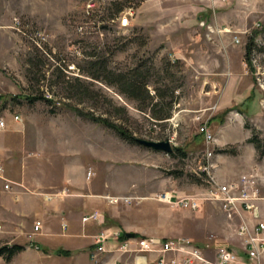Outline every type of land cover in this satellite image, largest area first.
I'll return each instance as SVG.
<instances>
[{
    "label": "rangeland",
    "instance_id": "1",
    "mask_svg": "<svg viewBox=\"0 0 264 264\" xmlns=\"http://www.w3.org/2000/svg\"><path fill=\"white\" fill-rule=\"evenodd\" d=\"M112 1L0 0V117L14 124L16 116L15 125H23L27 163L36 160L40 142L73 147L83 135L89 137L92 162L110 165L130 192L121 197L136 209L130 219L134 226L144 233L157 231L161 239L210 242L224 219L218 204L205 202L200 212L191 213L153 196L201 195L209 189L208 175L219 183L236 182L247 174L241 163L250 146L256 163L264 162V0H115L125 6L116 14ZM124 13L128 25L120 27L117 17ZM248 43L249 61L244 56ZM140 64L149 72V93L158 89L171 101L170 117L162 122L134 109L104 79L107 71ZM33 96L38 99H28ZM71 107L105 117L133 138L167 140L185 155L129 144ZM226 124L231 130L224 132ZM201 125L214 137L208 147L211 163L224 159L223 166L206 173L199 170L205 163ZM18 188L15 192L38 195ZM205 206L211 218L203 219ZM34 222L22 219L10 228L0 210V246L19 245L25 251L8 262L0 258V264H52L44 263L37 236L28 231Z\"/></svg>",
    "mask_w": 264,
    "mask_h": 264
},
{
    "label": "crops",
    "instance_id": "2",
    "mask_svg": "<svg viewBox=\"0 0 264 264\" xmlns=\"http://www.w3.org/2000/svg\"><path fill=\"white\" fill-rule=\"evenodd\" d=\"M4 122L5 129L0 131V163L4 168V177L41 197L15 192L19 189L18 187H15L14 191L4 193L0 182L2 219L10 228H14L15 224L22 219H32L39 223L38 231L34 234L37 236L35 240L40 245L36 246V249L42 257L46 258L43 259L44 263L90 264L88 252L91 236L104 227L118 229L123 234L133 233L136 236H145L146 238H159L157 237L159 232L147 231L144 233L143 230L132 224L130 219L134 213L136 216V209H130L131 204L108 205L103 200L102 197L104 196L121 197L130 192H128L127 187H121L122 178L111 173L110 165L104 164L98 167V164L92 162L89 137L85 138L83 135L73 147H69L68 143H62L56 147L51 144L50 147H47L40 142L39 145H36L35 156L32 157L36 160L27 163L25 161L27 158L23 155L25 151L22 148L24 147L23 125L20 124L17 127L15 124L18 121L14 120V124H7L5 120ZM222 128L224 132L228 129L231 130L228 124L223 125ZM254 152L252 146L246 149L247 154L243 157L241 167L245 172L255 175L258 193L260 196H264V162L260 165L256 163ZM107 153V151L103 153V157L106 159L110 155ZM223 164L224 159L216 157L212 167L218 168ZM86 172L91 174L89 179L85 178ZM99 176L100 178H98ZM214 178L219 181L218 177ZM61 189H67L69 195H59L48 201L44 200V194L59 193ZM256 206L258 210L257 220H253L248 213L241 211L230 220L226 219L225 216L224 219L221 217L218 229L212 233L214 234L213 240L194 244L209 258L212 257L217 247H225L244 259V240L247 236H252L256 221L264 223V202L259 200L256 202ZM209 210L210 208L205 206L203 219L212 217ZM93 211L102 214L103 224L88 222L82 225L80 218ZM62 224L65 225L63 229ZM241 224L246 226L247 234H237ZM33 225L28 227V231L32 230ZM138 232L139 235H137ZM58 250L68 254L66 256L55 255ZM49 256L52 259H49ZM259 262L264 264V249L259 256Z\"/></svg>",
    "mask_w": 264,
    "mask_h": 264
},
{
    "label": "built area",
    "instance_id": "3",
    "mask_svg": "<svg viewBox=\"0 0 264 264\" xmlns=\"http://www.w3.org/2000/svg\"><path fill=\"white\" fill-rule=\"evenodd\" d=\"M86 7H90V4H87ZM117 24L120 27L128 25V17L125 13L117 17ZM44 97H49V95ZM12 118L14 121H18L16 116ZM4 129L5 122L0 117V131ZM198 132L201 134L205 146L203 151L205 163L199 170L206 173L212 168L210 161L212 154L208 147L212 144L213 137L205 125H201ZM90 175V172H86L85 178L89 179ZM207 178L209 189L201 195L178 197L173 195L171 191L158 192L153 196V200L172 208L185 209L191 213L200 212L205 202H213L219 205L220 210L228 220L238 214L239 211L248 213L253 220L258 219L256 202L264 201V196H260L258 193L254 174H242L233 183H219L211 175H208ZM0 182L5 191H11L12 187H21L17 183L5 179L4 168L1 163ZM59 195L67 196L69 194L67 189H61L59 193L44 194L43 198L48 201ZM103 200L108 205H116L120 202L130 204L128 198L122 197L104 196ZM88 222L102 225L103 216L99 212L93 211L80 218L82 225ZM38 226L39 223L35 222L32 229L34 233L38 231ZM61 227L63 229L65 225L62 224ZM252 232V236H247L244 240V259L225 247H217L212 257L209 258L202 253L200 248L187 239H161L142 236H133L127 239L124 238L120 230L104 227L91 236L88 256L92 264H260L259 256L264 249V223L256 221ZM237 234H247V228L244 224L238 227ZM106 255H109L110 258L104 259Z\"/></svg>",
    "mask_w": 264,
    "mask_h": 264
},
{
    "label": "trees",
    "instance_id": "4",
    "mask_svg": "<svg viewBox=\"0 0 264 264\" xmlns=\"http://www.w3.org/2000/svg\"><path fill=\"white\" fill-rule=\"evenodd\" d=\"M114 14L120 12L123 7L118 1H112ZM249 53V43L245 46L244 56L248 60ZM141 65H137L136 67L129 68L126 71H117V72H109L107 71L104 79L106 83L112 84L116 91L123 96L126 100L130 101L134 107L139 112H147L150 118L154 122H162L170 117L171 112V101L163 100V95L160 93V90L154 88V94L151 95L148 90V75L149 72L146 67L141 68ZM96 66H100L99 62ZM143 66V65H142ZM91 77H97L94 74H91ZM40 98V97H39ZM45 98V97H44ZM30 100L38 99L37 96H33L28 98ZM251 98L248 96L245 97V100H250ZM45 101H49L47 98ZM74 113L81 116L82 118L95 123L97 125H101L112 132H114L121 140L129 143L136 144L134 142V138L131 134L124 129L122 126L115 124L105 117L102 116H94L91 113H83L76 108H70ZM122 113H125L123 108H120ZM198 135L201 136L199 133ZM202 138V136H201ZM203 141V140H202ZM248 143L253 144L252 139H247ZM175 152L184 156V152L176 147L171 149L169 155H173ZM221 153L226 152L225 150L219 151ZM262 156V151L258 154V158ZM136 236V235H134ZM23 250L22 246L19 245H4L0 246V258L4 261H10L17 253ZM68 253L65 251L58 250L55 252V255H64L66 256Z\"/></svg>",
    "mask_w": 264,
    "mask_h": 264
},
{
    "label": "water",
    "instance_id": "5",
    "mask_svg": "<svg viewBox=\"0 0 264 264\" xmlns=\"http://www.w3.org/2000/svg\"><path fill=\"white\" fill-rule=\"evenodd\" d=\"M134 142L142 146L146 149L156 151V152H161L166 155H168L171 152V146L170 143L165 140V141H151V140H144V139H137L134 138ZM124 238H132L134 236L133 233H124L123 234Z\"/></svg>",
    "mask_w": 264,
    "mask_h": 264
}]
</instances>
